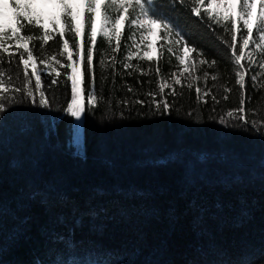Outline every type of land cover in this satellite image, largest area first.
<instances>
[{
  "label": "trees",
  "instance_id": "obj_1",
  "mask_svg": "<svg viewBox=\"0 0 264 264\" xmlns=\"http://www.w3.org/2000/svg\"><path fill=\"white\" fill-rule=\"evenodd\" d=\"M164 4L159 11L174 17L195 49L182 56L185 66L191 56L194 67L164 96L158 84L171 85V74L181 71L176 55L184 48L176 45L169 54L167 48L179 37L175 30L165 36L154 25L153 62L139 60L142 52L125 61L134 51L128 39L131 21L139 16L134 0L126 3L127 10L111 0L93 4L120 22L119 40L112 30L102 35L94 29V9L88 14L83 0L71 2L79 35L58 18L55 26L64 35L53 33L46 43L39 26L22 20L19 27L8 8L7 29L32 39L0 52V74L9 89L0 100L8 109L0 112V264H264V82L254 85L244 57L241 67L231 55L233 36L237 55L241 45L234 19L217 25L195 17L188 11L193 0ZM35 11L51 29L50 16L59 9L38 3ZM88 47L97 97L90 110ZM25 48L40 70V90L33 70L29 80L23 76ZM68 52L80 69L86 109L82 154L73 145V117L64 111L71 100ZM53 55L60 65L51 62ZM41 60L61 73L57 85L50 84L51 70L44 71ZM238 71L244 72L243 90L236 83ZM16 87L31 88L37 100L44 91L49 107L31 104L25 92L13 91ZM242 95L240 115L254 126H233L237 121L227 116L239 112ZM165 99L170 111H157L155 102ZM77 217L80 226L74 223Z\"/></svg>",
  "mask_w": 264,
  "mask_h": 264
},
{
  "label": "snow or ice",
  "instance_id": "obj_2",
  "mask_svg": "<svg viewBox=\"0 0 264 264\" xmlns=\"http://www.w3.org/2000/svg\"><path fill=\"white\" fill-rule=\"evenodd\" d=\"M44 3V4H51L59 9V13L52 14L50 16V23L53 25L51 29L45 28L43 26V16L36 12L34 8L32 7L35 3ZM83 2L86 5L87 13L91 14L93 3L92 0H83ZM126 3L130 6L133 3V0H112L113 5H118V9H124L126 8ZM134 3L136 7L139 8V16L132 20L131 23L133 25H136L137 27L143 29V32L140 35V43L144 45V49L142 50L139 45H136L135 51H128L127 55L124 57L125 61H131L133 56H137L138 53L143 51L142 55H139V60L141 61H147L149 63L153 62V57L148 55V42L146 33L153 31V28L151 25H156L161 31L164 32L165 36H168L173 30H175V35L179 37V39L173 40L171 42V46L167 48V52L169 54H173V49L176 45H181L184 48V53L187 55L189 52L194 51L195 49L191 46H189V42L185 39V33L180 29L179 25L175 23V19L172 16H169L167 13H162L159 11L160 7L165 6L164 0H134ZM168 3H173V0H168ZM208 7H205V0H193L194 6L190 8L188 11L193 13L195 17H206L207 19L213 20L216 22L217 25L221 24L222 22H233V18L231 15H224V13L221 11V4H223V0H207ZM238 3L240 5V11H239V21L243 24L244 28L248 30L249 33H251L252 29L248 28V20L247 17L250 15V10L252 8L253 0H238ZM215 6V7H212ZM8 8L13 9L12 12V18L16 21L17 25L19 27H24V24L21 23V21H26L28 25H37L39 26L40 31L43 32V36L40 37L41 40H43L45 43L47 42V39L50 35L53 33L59 32V35L63 36L64 32L60 31L55 25L56 20L59 18L60 20L65 22L66 30H70L73 33V36L79 35V31L76 29L75 21H76V13L72 10V6L70 3V0H0V18H2L4 15H6V10ZM140 17H144V20H141ZM119 19V15H117V20ZM109 21L107 17L104 18V24H108ZM86 24L91 25V16L88 15L86 19ZM264 24V2L261 3V13L258 16V25ZM259 31V28L257 29ZM113 32H116L115 25L113 24L112 28ZM102 35H107V32L102 30ZM117 39L119 40L120 34L116 32ZM260 40L264 41V31H260ZM24 40V39H32V36H22L19 31L13 28L5 29L3 26H0V52L7 53L9 49L5 47V45L11 41V40ZM88 39L92 42H95V37L91 34L89 35ZM111 38L109 37V40ZM129 40L132 41V44H136L135 39L133 36L128 37ZM251 36L244 37L243 42L239 47V55L236 54V44L235 40L236 37L233 36L232 40L233 43L229 45V47L232 49L231 55L235 60L236 65H240L241 58L244 56L245 52L244 50L249 46ZM254 42V41H253ZM68 46V41H64V47L65 49ZM77 48H80L81 45L77 44ZM120 44L119 42L116 45V48H119ZM257 48H260L261 45L257 44ZM24 51L27 53V59H24V54H20V60L23 63V76L25 80H29V61L33 60V52L27 48L24 49ZM115 51V50H114ZM60 56L64 55V52L59 53ZM67 58L71 63H68L66 65V69H71V72L68 74L67 79L71 81V100L67 103V107L64 109L65 112H67L72 117H75L77 121H80L82 118V113L86 110L84 106L77 104V88H78V80H77V69H78V63L77 61L72 59V53L68 52ZM85 58L81 56V60H84ZM176 59L178 60V66L181 71L179 72H173L171 74V85L166 82H161L158 84V94L161 96L166 95L165 89L169 88L174 91V88H172L173 85H180L181 84V76H184L186 72H188L189 67H194L192 65V57L188 56L189 64L188 66L184 65V59L183 57L176 55ZM51 62H54L56 65H60L61 61L56 58L55 55L50 57ZM41 64H45L44 71L51 70V73L47 77L49 79L51 85H57L58 80L56 77H60L61 73L59 71H56L55 68L52 67V63H46L44 60L40 61ZM112 62L115 63V57L113 56ZM201 63H204V61H201ZM215 60L211 62V64H215ZM100 64L103 66L105 64L104 59L100 60ZM123 68L125 70L130 68L129 63H123ZM85 71L91 75V83L89 86V90L87 92V101H88V109H92L97 102L96 97V85H95V76L93 73V50L91 47L87 48V55H86V68ZM156 72L159 73L160 69L159 67L156 68ZM54 74V75H53ZM118 73H114L116 75ZM32 75L35 77V88L37 90H40L41 88V75L40 70H34L32 72ZM191 75V73H189ZM236 83L240 86V89H244V72L238 71L236 72ZM253 84L255 85L257 77L252 76L251 77ZM139 83V81H138ZM5 80L3 78V75L0 74V100L3 99L4 94L9 91V89L4 87ZM189 88L192 87V84L189 83L187 85ZM129 92H132L133 89L131 86L126 85ZM15 92H25L27 98H29V101L31 104L36 105L38 107H49V100L45 97L44 91H39V99L37 100L32 89L31 88H24L21 89L20 87H16L13 89ZM197 97L199 98L201 94V90L199 88L196 89ZM147 96H154L155 94L152 92L146 93ZM141 104H143V101H140ZM244 104L245 99L243 98V95L240 100V110L238 113H233L229 111L227 113V116L229 118H233L235 121H237L236 124L233 126H239V127H249L254 126V122H250L245 119L243 116L240 115L244 111ZM155 109L157 111L162 112H169L170 107L165 99L163 103L155 102ZM7 108L5 107L4 102H0V112H7ZM221 123H225V121L221 120ZM74 141H79L81 139V129L79 127V123H77L74 126L73 131ZM193 208H197V205L191 204L190 205ZM59 220V218H58ZM62 222V221H61ZM76 226H80L82 223V218L77 217L74 221ZM74 231V230H73ZM57 239L60 242H63V238L57 237ZM0 252H2V248H0ZM75 264V262H73Z\"/></svg>",
  "mask_w": 264,
  "mask_h": 264
},
{
  "label": "rangeland",
  "instance_id": "obj_3",
  "mask_svg": "<svg viewBox=\"0 0 264 264\" xmlns=\"http://www.w3.org/2000/svg\"><path fill=\"white\" fill-rule=\"evenodd\" d=\"M93 4L97 5L99 0H92ZM112 1V0H111ZM72 0H70V3ZM264 2V0H253L252 8L250 10V15L247 17L248 20V28L252 29L251 33L248 32L247 29L244 28L243 24L239 21V11H240V5L238 3V0H223V4H221V11L224 14H229L232 16V18L235 21V30L239 32L240 34V44L243 42L244 37L251 36V40L249 43V46L244 50V60L246 63V68L249 70L250 74L252 76H256L258 82H264V41L260 40V31H264V24L258 25V16L261 13V3ZM39 2L33 4V8L35 10V7L37 6ZM215 7V6H212ZM94 20L93 25L94 29L100 33H102V30L107 32V35L110 34V31L113 28V24L115 25V30L120 28V22L112 19L108 14L101 13L97 7H94ZM6 13H8V9L6 10ZM107 17L109 23L104 24V18ZM77 18V16H76ZM141 20H144L143 17ZM8 21L6 20L5 15L0 18V26H3L5 29H7ZM132 30L130 33V36H133V38L136 41V44H132L131 46L136 50V45H139L140 48L143 50L144 45L140 43V35L143 32V29L137 27L136 25H132ZM153 28V31L146 33L147 42H148V55H154L155 54V47H156V40H157V32L155 30V26L151 25ZM259 28V31L257 30ZM171 38V37H170ZM173 39V38H171ZM254 41V42H253ZM23 44L22 40H11L9 41L5 47L8 49L18 45ZM260 44L261 47L257 48L256 45ZM143 54V51H141ZM182 55L185 54L184 49L180 51ZM29 68L31 70H35V63L34 61H29ZM77 80H78V96H77V104L81 105L82 103V92H81V73L80 69H77ZM79 123V127L81 129V139L79 141H74L73 136V145L75 148L76 153L82 154L83 153V114L80 121H77L75 117H73V131L74 126Z\"/></svg>",
  "mask_w": 264,
  "mask_h": 264
}]
</instances>
